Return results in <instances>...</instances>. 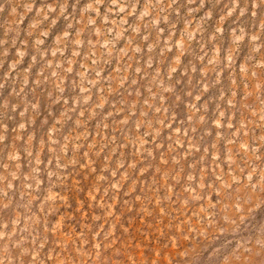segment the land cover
Here are the masks:
<instances>
[{
	"label": "rangeland",
	"instance_id": "374dc122",
	"mask_svg": "<svg viewBox=\"0 0 264 264\" xmlns=\"http://www.w3.org/2000/svg\"><path fill=\"white\" fill-rule=\"evenodd\" d=\"M0 264H264V0H0Z\"/></svg>",
	"mask_w": 264,
	"mask_h": 264
}]
</instances>
